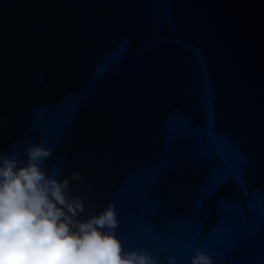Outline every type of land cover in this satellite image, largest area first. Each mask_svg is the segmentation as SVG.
<instances>
[{
    "label": "water",
    "instance_id": "95a60500",
    "mask_svg": "<svg viewBox=\"0 0 264 264\" xmlns=\"http://www.w3.org/2000/svg\"><path fill=\"white\" fill-rule=\"evenodd\" d=\"M52 151L125 252L264 264V0H0V154ZM27 161V156H22Z\"/></svg>",
    "mask_w": 264,
    "mask_h": 264
},
{
    "label": "clouds",
    "instance_id": "9594fccd",
    "mask_svg": "<svg viewBox=\"0 0 264 264\" xmlns=\"http://www.w3.org/2000/svg\"><path fill=\"white\" fill-rule=\"evenodd\" d=\"M11 147V154H0V264H158L146 252H125L115 234L114 204L78 220L85 206L81 198H70L69 186L80 177L59 181V169L49 176L44 165L52 151L44 144L19 151L15 141ZM169 260L176 264L175 257ZM191 264L213 260L197 249Z\"/></svg>",
    "mask_w": 264,
    "mask_h": 264
}]
</instances>
